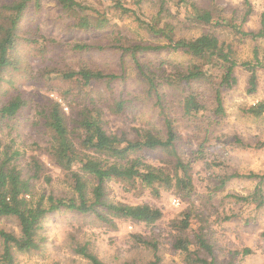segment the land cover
Returning <instances> with one entry per match:
<instances>
[{
  "label": "rangeland",
  "instance_id": "1",
  "mask_svg": "<svg viewBox=\"0 0 264 264\" xmlns=\"http://www.w3.org/2000/svg\"><path fill=\"white\" fill-rule=\"evenodd\" d=\"M79 1L86 5V13L97 10L100 12L95 14L104 12L111 16L113 23L109 30H118L116 35H121L120 31L130 37L139 33L136 17L132 14L122 17L119 12L116 13L111 8L114 4L111 0ZM125 1L128 7L135 9L145 20L150 19L160 6V0H143L140 4H137V0ZM187 1L214 3L223 10V15L238 20L243 18L247 10L243 0ZM177 2L166 0V5L176 6ZM9 3L10 0H0V26L5 23L3 7ZM252 5L253 12L243 28L258 31L264 25V0H252ZM28 10L24 16L17 51L13 55L14 63L7 66L0 86V105L18 93L27 104L16 117L6 119L0 126V145L2 149L11 146L13 150L24 151L27 160L36 155L45 162L53 180L51 183L41 180L37 183V191L43 188L48 191L53 187L56 193L63 194L69 191L67 181L64 173L46 155L45 135L42 132L44 128L38 115L39 110L50 100L60 102L68 115L72 108L98 100L107 111L109 128L118 133L128 131L130 137L135 128H151L161 136H166V127L159 109L141 95L142 83L134 71H129L125 81L112 82L113 89L108 87L105 80L83 86L78 76L62 78L63 73L79 70L85 65L105 73L117 72L118 54L109 48L74 50L76 43L91 39L93 33L75 28L74 18L63 13L53 0H42L41 8L36 9L31 5ZM185 11L182 5V12ZM202 31V27H194L181 33L197 36ZM95 37L100 44L108 42V37L104 38V35ZM253 46L254 43L250 41L241 45L240 55L243 60L252 58ZM155 56L153 54L152 58ZM163 56L185 61V56L179 53H165ZM236 71L238 83L231 89L223 90L226 112L223 116L213 111L214 93L206 86L200 89L205 94L208 109L195 117L184 115L183 108L178 104L181 100L180 92L170 93L176 94L170 100L178 102L169 100V112L180 137L176 146L179 155L191 161L190 172L194 185L191 197L185 198L174 189L164 187H160L159 195H155L150 187H128L125 182L112 180L107 189L111 200L128 204L149 203L161 208L162 218L154 224L113 219L116 225L110 226L101 223L96 216L75 210H62L43 221L42 236L45 241L42 249L35 253L18 252L17 264H88L72 251L73 237L80 242H89L91 249L106 264H151L156 259V253L161 258L159 264H188L185 253L173 246L178 231L171 223L175 219L184 218V213L190 215L191 235H195L200 226L207 231L214 245L212 257L216 264H264V204L259 206L252 198L242 199L243 196L254 194L260 178L234 176L228 179L236 173L253 171L264 174V113L255 116L250 112L252 105L264 101V67L258 71V86L253 93L248 92L250 71L244 66L237 67ZM121 100H126L125 109L118 111L116 105ZM35 121L38 124L33 126ZM147 155L155 164L173 167L174 158L161 154L159 150L148 152ZM261 187L264 198V181ZM0 229L20 234V226L14 218L0 217ZM135 234L143 235L151 243L157 242L158 251L140 243ZM191 248L195 249V246Z\"/></svg>",
  "mask_w": 264,
  "mask_h": 264
},
{
  "label": "trees",
  "instance_id": "2",
  "mask_svg": "<svg viewBox=\"0 0 264 264\" xmlns=\"http://www.w3.org/2000/svg\"><path fill=\"white\" fill-rule=\"evenodd\" d=\"M53 1L63 13L74 18L75 28L93 33L92 40L76 43L74 50L109 48L117 52L119 62L117 72L105 73L85 65L79 70L63 73L62 78L78 76L83 86L105 80L108 87L112 88V82L125 81L129 71L136 72L137 79L142 83L141 95L151 101L163 115L166 136H161L151 128H135L132 137L128 131H112L105 106L98 100L72 108L70 115L64 111L60 102H47L38 112L44 128V147L49 160L64 173L69 191L56 193L53 187L48 191L45 188L37 191V183L41 180L46 183L53 180L45 162L36 155L27 160L24 151L13 150L11 146L2 149L0 145V217L14 218L20 226V234L0 229V264H17L18 252L40 251L45 241L42 236L43 221L62 210H75L96 216L101 223L110 226L116 225L113 219L154 224L162 218L161 208L149 203L128 204L111 200L107 189L112 180L125 182L128 187H150L155 195H159V188L164 187L174 189L185 198L191 197L194 191L191 161L184 160L176 146L180 137L169 112L170 97H176V94L170 93L180 92L179 103L170 101L178 103L185 116L195 117L208 109L205 94L200 89L206 86L214 93L213 111L223 116L226 113L223 90L231 89L238 83L237 67L244 66L250 71L249 93L257 90L258 71L264 67V25L258 31L243 28L253 12L252 0H243L247 10L241 20L223 15V10L214 3L197 4L187 0H178L176 6L166 5V0H160L158 11L145 20L135 9L128 7L125 0H111L114 3L111 8L116 13L119 12L122 17L125 14L136 17L140 34L136 32V36L132 37L121 31V35H116L118 30H109L113 23L111 16L104 12L95 14L100 12L96 8L94 12L90 10L92 12L86 13V5L79 0ZM142 1L137 0V4ZM31 5L39 9L42 0H10L3 7L5 23L0 26V86L7 66L14 63L13 55L18 48L24 16ZM182 5L186 8L185 12H182ZM194 27H202L203 31L197 36L181 33ZM97 35L108 37V42L98 43ZM247 41L254 43L253 56L243 60L240 49ZM165 53H179L185 56V61H176L167 56L165 58ZM153 54L155 58H152ZM125 103L126 100L117 103L118 111L125 109ZM26 104L27 101L18 93L0 105V126L6 119L16 117ZM250 112L261 116L264 113V101L252 105ZM37 124L35 121L33 126ZM158 150L174 158L171 161L173 167L155 164L147 158L148 152ZM234 176L260 178L254 194L243 196L242 199L252 198L259 206L264 204L261 187L264 174L253 171L236 173L228 179ZM224 183L225 180L222 185ZM171 223L178 231L173 246L185 253L188 264H216L212 257L214 245L203 226L195 235H191L188 213H184V218L175 219ZM134 236L140 243L158 251L157 242L151 243L141 234ZM73 239L72 251L88 264H106L91 249L89 242H80L75 237ZM193 245L195 249L191 248ZM155 257L151 264L160 263L159 254L156 253Z\"/></svg>",
  "mask_w": 264,
  "mask_h": 264
}]
</instances>
